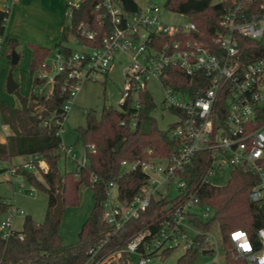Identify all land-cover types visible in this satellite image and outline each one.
I'll list each match as a JSON object with an SVG mask.
<instances>
[{
	"label": "trees",
	"instance_id": "trees-1",
	"mask_svg": "<svg viewBox=\"0 0 264 264\" xmlns=\"http://www.w3.org/2000/svg\"><path fill=\"white\" fill-rule=\"evenodd\" d=\"M99 3L101 0H85L79 8L73 10L71 18L66 16L61 38L52 47L27 42L31 51L29 88L25 94H19V106L0 103L2 121L12 130L6 141L0 142V159L18 155H39L45 164L41 167L37 162L40 176L24 168L22 164L15 165L16 173L23 175L28 183L42 189L48 196V206L42 222H38L30 214H25L21 230L13 229L7 239L0 235V264H81L86 260L90 247L104 243L100 253L105 254L110 248L123 243L146 222L159 217L161 210L176 206L190 194L194 195L200 205L212 207L213 214L209 219L204 220L198 216L191 219L203 232L209 231L218 223L227 264H247L244 258L232 255L230 232L243 228L257 242V229L264 224V206L251 200L249 193L259 177L248 167L234 166L225 184L200 183L210 163L209 150L205 148L198 151L180 172L185 186L178 195L153 199L147 211L138 218L128 220L115 233H112L110 225L104 220L108 182H117L120 199L128 201L141 190L146 181V174L141 167L124 170L121 166L122 160L144 162L151 158H165L181 142L180 138L171 137L169 133L176 126V122H171L167 130L159 127L152 113L156 104L147 88L129 91L119 108L104 106L100 116L96 115L94 109L85 110L86 125L79 126L76 132L77 137L84 141L86 162L80 167L77 176L75 170H67L63 165L67 149L61 135L56 132L63 126L67 114L63 107L69 98V89L64 86H69L70 81L67 80L66 73L58 74L53 93L44 97L35 92L36 85L42 82L35 73L52 50L58 49L67 54L71 52L72 47L67 43L70 37L89 46L102 45L113 29V24L106 9L103 6L96 7ZM121 3L129 12L140 7L138 0H121ZM165 6L171 11L186 15L188 21L193 22L197 29L163 35L159 41L193 39L214 53H222L216 35L223 29V1L167 0ZM8 15V11L0 9V36H3L0 47L4 46V53L12 59V52L17 49L19 41L6 35ZM82 23L95 33L93 38L82 32ZM237 38L247 59L264 55V37L253 39L238 35ZM164 83L177 92L197 97L207 88L208 76L204 72L190 75L178 66H169ZM218 102L220 110L225 111L223 95L219 96ZM171 111L175 114L182 113L176 107H172ZM132 119L135 120L134 126L131 125ZM262 125L264 126V117L255 119V126ZM89 144H93V148H89ZM83 186L92 190L93 208L78 232V239L63 243L60 234L62 215H53L56 196L61 193L65 207L79 205ZM8 207L7 200L0 196V215ZM209 246L205 234L198 235L176 264H193L203 250H210ZM171 251H164L161 256L165 257ZM122 264L135 263L126 257Z\"/></svg>",
	"mask_w": 264,
	"mask_h": 264
},
{
	"label": "built area",
	"instance_id": "built-area-1",
	"mask_svg": "<svg viewBox=\"0 0 264 264\" xmlns=\"http://www.w3.org/2000/svg\"><path fill=\"white\" fill-rule=\"evenodd\" d=\"M84 1L67 0V16L71 18L73 10ZM220 1L224 2L223 29L217 32L216 40L222 48L221 54L208 50L193 39L159 41L163 35L196 31L197 27L190 21L178 25L166 23L161 16V7L155 0H143L140 7L132 12L124 9L121 0H101L96 7L103 6L113 24L102 45L89 46L73 38L77 47L71 46L68 54L58 49L52 50L35 73L42 80L36 85L35 92L44 97L53 93L57 75L66 73L70 84L64 87L69 89V98L63 108L67 111L79 81L92 78L97 73L107 75L116 52L123 51L131 56V62L125 71L126 84L121 102L129 91L148 89V83L155 80L164 91L163 106L182 111L176 113L177 118L173 121L176 126L169 131L171 137L181 139L170 156L144 162L122 160L124 170L141 167L146 174V181L138 193L128 201H122L117 182H108L103 218L110 225L112 233L120 230L128 220L140 217L153 199L178 195L185 186L180 172L204 148L209 150L210 163L200 183H212L210 177L228 166L231 169L234 166L248 167L259 177L250 190V199L264 206V126H255V119L264 117V55L247 59L237 38L238 35L253 39L264 37V0ZM9 9V6L5 8L8 13ZM80 27L87 37L93 38V31L83 23ZM2 41L3 36H0V43ZM169 66H178L190 75L204 72L208 76L207 88L197 97L173 90L164 83ZM221 95L225 104L223 112L218 102ZM121 123L124 124V121ZM131 125H135L134 119ZM62 131L63 126L56 133L61 135ZM88 147L93 148V144ZM69 151L72 152V149ZM163 160L166 161L164 165L160 163ZM37 162H41L40 157L34 154L22 166L34 171L38 168ZM85 162L86 157L75 170L76 175ZM16 169V166H12V173L17 174ZM203 208L207 211L201 214ZM209 209L213 214L211 206L200 205L190 194L176 206L161 210L159 217L146 222L123 243L110 248L105 254L100 253L104 243L90 247L86 260L81 264H122L126 257L135 264H147L164 251L188 250L202 233L211 251L212 245L219 244L218 240L210 230L203 232L191 219L195 216L209 219L212 216ZM22 212L18 206L9 205L6 217L0 218V235L3 239L10 236L14 229L13 219ZM236 233L244 235L234 239ZM230 238L235 257L244 258L247 264H264V224L257 229V242L243 228L231 231ZM245 243L248 248L242 247Z\"/></svg>",
	"mask_w": 264,
	"mask_h": 264
},
{
	"label": "rangeland",
	"instance_id": "rangeland-1",
	"mask_svg": "<svg viewBox=\"0 0 264 264\" xmlns=\"http://www.w3.org/2000/svg\"><path fill=\"white\" fill-rule=\"evenodd\" d=\"M140 1V0H139ZM161 7V16L163 20L171 25L185 24L188 17L184 14L169 10L165 4L167 0H155ZM10 2V0H9ZM63 10V15L67 16ZM68 17V16H67ZM68 45L77 47V43L70 37ZM16 52L19 55L17 63L13 64L11 59L4 53V46L0 47V103H8L12 105H20V95L25 94L29 88L30 70L29 61L31 59V51L28 45L22 43ZM131 62V56L123 51H117L113 64L107 75L97 73L92 78H83L78 83L75 95L69 103L67 114L63 122V131L61 133L62 141L68 147V152L63 162L67 170H75L85 159V144L82 138L77 137L76 129L79 126L86 125L85 110L94 109L96 115L100 116L104 106L119 108L121 97L126 84L125 71ZM10 71L18 88L16 91L9 92L7 89V80ZM156 107L153 110V116L156 118L161 129L167 130L169 124L176 120L177 115L171 110L165 108L162 104L164 91L161 84L152 80L147 85ZM11 131L10 127H4L0 113V139L5 138L6 134ZM69 147H72V152ZM75 153V156L73 154ZM22 160H29L28 155H18L12 158L0 159V196L19 206L24 213H18L13 219V227L21 228L25 214H30L35 220L42 222L45 218L48 196L42 189L31 185L26 180H20L17 174L12 179L10 168L12 165H19ZM24 161V162H25ZM22 162L21 164H23ZM162 165L166 164L163 160ZM41 167L45 164L41 160ZM40 176L38 168L33 171ZM231 174V167L228 166L223 170L217 171L210 177L213 184H225ZM77 176V175H76ZM21 183L24 186H20ZM32 188L29 192L27 189ZM175 194L174 191H172ZM94 204L92 190L88 186L82 187V200L79 205H67L61 218L60 234L64 243L75 242L78 239V232L83 222L89 216ZM207 211L203 208V211ZM212 215V210L208 211ZM195 230L198 228L193 226ZM211 234L218 240V245H212L211 251L201 253L194 260L193 264H227L225 249L221 245V231L218 223H215L210 229ZM184 251L182 249H174L165 257L157 255L153 257L147 264H176L178 258ZM233 255V251H232Z\"/></svg>",
	"mask_w": 264,
	"mask_h": 264
},
{
	"label": "crops",
	"instance_id": "crops-1",
	"mask_svg": "<svg viewBox=\"0 0 264 264\" xmlns=\"http://www.w3.org/2000/svg\"><path fill=\"white\" fill-rule=\"evenodd\" d=\"M66 1L67 0H14L13 2H9V0H0V9H5L7 6L10 8L6 23V35L17 38L20 42V46H23L22 43L27 45V42H35L52 47L55 42L60 40L62 35L64 20L66 19V15H63V10L65 11L64 13H66ZM139 3L142 4L143 0H140ZM7 126L8 125L4 124V127ZM11 132L12 130L6 134L5 138H1L0 142L6 141L7 135ZM65 147L68 149L67 146ZM69 148L73 150L72 147ZM28 156L29 159H31V155ZM24 161L25 160H22L20 164ZM9 171L12 179H14V176L17 174L12 173L11 168ZM18 175L20 176V180H26L23 175ZM13 181L15 183L16 179ZM20 186L23 187L24 184L21 183ZM27 190L29 192L33 191L32 188ZM7 202L9 205L17 206L8 200ZM22 213H24V211ZM6 214L7 213L4 212L0 215V218L6 217ZM22 227L23 223L21 228L18 229L14 227V229L21 230Z\"/></svg>",
	"mask_w": 264,
	"mask_h": 264
},
{
	"label": "water",
	"instance_id": "water-1",
	"mask_svg": "<svg viewBox=\"0 0 264 264\" xmlns=\"http://www.w3.org/2000/svg\"><path fill=\"white\" fill-rule=\"evenodd\" d=\"M18 59H19V55L16 52V50H14L12 52V59H11L12 63L13 64L17 63ZM17 88H18V83H16V81L14 80L13 75H12V71H10L9 76H8V80H7V89L9 92H13ZM56 198H57V202L53 208V215L58 217V216L63 214L64 209H65V205H64V201H63L61 193H58ZM209 251L210 250L205 249V250H203V253H207Z\"/></svg>",
	"mask_w": 264,
	"mask_h": 264
},
{
	"label": "snow or ice",
	"instance_id": "snow-or-ice-1",
	"mask_svg": "<svg viewBox=\"0 0 264 264\" xmlns=\"http://www.w3.org/2000/svg\"><path fill=\"white\" fill-rule=\"evenodd\" d=\"M243 235H244L243 233H236L234 235V239H240ZM242 247L248 248V245L245 243V244L242 245Z\"/></svg>",
	"mask_w": 264,
	"mask_h": 264
}]
</instances>
